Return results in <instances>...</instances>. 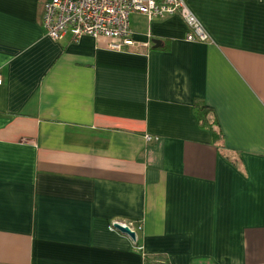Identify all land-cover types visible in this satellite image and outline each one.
Segmentation results:
<instances>
[{
    "label": "crops",
    "instance_id": "0c3cea01",
    "mask_svg": "<svg viewBox=\"0 0 264 264\" xmlns=\"http://www.w3.org/2000/svg\"><path fill=\"white\" fill-rule=\"evenodd\" d=\"M44 1L0 0V264H264V0H184L206 41L132 12L122 50Z\"/></svg>",
    "mask_w": 264,
    "mask_h": 264
},
{
    "label": "built area",
    "instance_id": "2783aa9c",
    "mask_svg": "<svg viewBox=\"0 0 264 264\" xmlns=\"http://www.w3.org/2000/svg\"><path fill=\"white\" fill-rule=\"evenodd\" d=\"M132 12L140 13L148 20L178 13L188 26L187 40L208 39L207 33L184 0H45L41 8V24L52 40L62 38L67 32L72 40L83 35L106 37L110 40L109 48L122 50L135 43L129 22ZM115 223L127 225L136 233L130 224L118 220L111 222V230L115 229ZM140 248L137 246V249Z\"/></svg>",
    "mask_w": 264,
    "mask_h": 264
},
{
    "label": "trees",
    "instance_id": "16d2710c",
    "mask_svg": "<svg viewBox=\"0 0 264 264\" xmlns=\"http://www.w3.org/2000/svg\"><path fill=\"white\" fill-rule=\"evenodd\" d=\"M200 110H202V113L200 115L201 122L212 127L215 123L214 117L211 115V108L206 105H203L200 107Z\"/></svg>",
    "mask_w": 264,
    "mask_h": 264
},
{
    "label": "water",
    "instance_id": "95a60500",
    "mask_svg": "<svg viewBox=\"0 0 264 264\" xmlns=\"http://www.w3.org/2000/svg\"><path fill=\"white\" fill-rule=\"evenodd\" d=\"M154 42L157 44L158 40H154ZM114 226L117 230L128 235L131 239H135V232L131 230L127 225L115 223Z\"/></svg>",
    "mask_w": 264,
    "mask_h": 264
}]
</instances>
